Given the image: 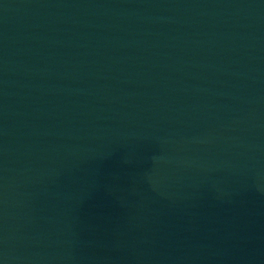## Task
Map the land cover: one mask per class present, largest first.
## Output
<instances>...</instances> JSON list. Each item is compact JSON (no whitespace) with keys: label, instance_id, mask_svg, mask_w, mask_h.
<instances>
[{"label":"water","instance_id":"water-1","mask_svg":"<svg viewBox=\"0 0 264 264\" xmlns=\"http://www.w3.org/2000/svg\"><path fill=\"white\" fill-rule=\"evenodd\" d=\"M0 264H264V0H0Z\"/></svg>","mask_w":264,"mask_h":264}]
</instances>
